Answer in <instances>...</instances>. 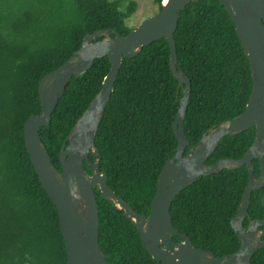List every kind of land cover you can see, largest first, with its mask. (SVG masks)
<instances>
[{"label":"trees","instance_id":"obj_1","mask_svg":"<svg viewBox=\"0 0 264 264\" xmlns=\"http://www.w3.org/2000/svg\"><path fill=\"white\" fill-rule=\"evenodd\" d=\"M162 1L153 0L159 11ZM136 7L133 0H0V264H66L57 210L26 151L23 124L41 112L40 78L77 50L85 34L109 28L125 36L130 31L125 21ZM173 39L177 69L190 81L183 130L193 146L207 129L244 111L252 78L234 25L218 0L191 1L178 14ZM169 57L167 41L159 39L135 57L122 59L94 141L109 188L134 212L145 215L159 173L177 147L172 123L184 86L173 77ZM109 68L108 58L102 57L86 73L72 77L49 124L39 130L58 171L61 145ZM254 136V127L224 136L205 164L243 157ZM89 160L94 161L91 155ZM259 166L258 159L251 161L255 177ZM84 169L90 173L86 163ZM248 179L245 165L198 177L173 200V227L215 256L236 252L239 241L230 220ZM95 194L98 241L106 261L156 264L133 224L98 191ZM262 195V188L250 194L249 220L264 217ZM250 264H264V247Z\"/></svg>","mask_w":264,"mask_h":264},{"label":"water","instance_id":"obj_2","mask_svg":"<svg viewBox=\"0 0 264 264\" xmlns=\"http://www.w3.org/2000/svg\"><path fill=\"white\" fill-rule=\"evenodd\" d=\"M193 0H166L160 11L143 19L122 36L112 29L96 30L85 34L80 47L60 66L45 73L39 80L37 93L41 107L39 114H31L23 124L25 148L38 180L55 206L59 227L66 250V264H109L98 241V204L95 190L112 203V209L123 213L137 229L142 245L157 264H249L252 255L264 247V217L250 221L243 227L248 214L250 194L263 189L264 208V0H218L226 9L249 63L252 90L242 113L209 128L200 140L190 146L184 137L183 118L190 93V81L177 69L174 33L178 14ZM165 39L169 45V68L179 86L183 87L172 130L177 140L174 154L162 167L155 196L150 202L148 215L136 213L107 185L106 174L98 163L100 156L94 141L98 126L110 99L117 72L123 58H133L142 47ZM107 57L110 68L101 88L64 139L59 153L61 171L52 164L39 130L47 126L50 116L72 77L86 73L95 59ZM254 127L255 136L239 159H220L205 162L224 136H235ZM187 152L184 154L185 149ZM89 155L94 159L90 162ZM259 160L260 174L254 176L251 161ZM84 163L90 173L84 169ZM246 166L249 179L243 191L237 212L230 227L239 240V250L228 256L215 257L212 252L196 248L190 238L180 234L172 225L170 207L180 191L196 182L198 177L218 173L223 169L235 170ZM172 237L183 242L177 249L170 248Z\"/></svg>","mask_w":264,"mask_h":264},{"label":"rangeland","instance_id":"obj_3","mask_svg":"<svg viewBox=\"0 0 264 264\" xmlns=\"http://www.w3.org/2000/svg\"><path fill=\"white\" fill-rule=\"evenodd\" d=\"M137 7L133 15L125 21V25L133 29L140 21L150 16L156 15L159 12V8L154 4L153 0H133Z\"/></svg>","mask_w":264,"mask_h":264},{"label":"flooded vegetation","instance_id":"obj_4","mask_svg":"<svg viewBox=\"0 0 264 264\" xmlns=\"http://www.w3.org/2000/svg\"><path fill=\"white\" fill-rule=\"evenodd\" d=\"M184 154H185V152H184ZM248 215V214H247ZM247 219V223L246 224H244V221ZM244 221H243V227H247V225H248V223L250 222V221H253V220H249L248 218H247V216H246V218L244 219ZM258 221V220H257ZM259 230H264V227H259ZM180 233V232H179ZM181 234V233H180ZM184 235V234H183ZM187 236V235H186ZM238 239V238H237ZM171 240H172V242H171V244H170V248H166V247H163V246H161V249H164V250H167V251H173V250H176L177 249V244H179V243H181V242H183V240L181 239V238H179V237H172L171 238ZM261 240H264V235H263V237H262V239ZM239 241V240H238ZM239 247H240V243H239ZM197 248V247H196ZM200 249V248H199ZM203 250V249H202ZM238 250H239V248H238ZM237 250V251H238ZM206 251V250H205ZM236 251V252H237ZM209 252H211V251H209ZM235 253V252H234ZM214 254V253H213ZM231 254H233V253H231ZM228 255H230V254H228ZM228 255H222V256H228ZM151 257V256H150ZM215 257H221V256H215ZM156 263V262H155ZM157 264V263H156ZM250 264V263H249Z\"/></svg>","mask_w":264,"mask_h":264},{"label":"bare ground","instance_id":"obj_5","mask_svg":"<svg viewBox=\"0 0 264 264\" xmlns=\"http://www.w3.org/2000/svg\"><path fill=\"white\" fill-rule=\"evenodd\" d=\"M166 0H163V3H165Z\"/></svg>","mask_w":264,"mask_h":264}]
</instances>
